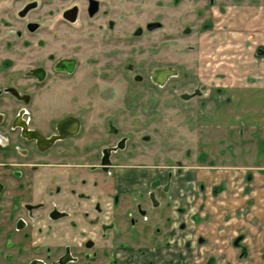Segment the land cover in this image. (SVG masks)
I'll return each instance as SVG.
<instances>
[{
    "label": "flooded vegetation",
    "instance_id": "1",
    "mask_svg": "<svg viewBox=\"0 0 264 264\" xmlns=\"http://www.w3.org/2000/svg\"><path fill=\"white\" fill-rule=\"evenodd\" d=\"M102 2L0 0V148L10 153L3 181L0 175V264H189L185 254L173 255L190 245L173 232V211L183 215L187 189L205 184L187 182L177 199L173 188L184 171L115 172L112 156L128 137L111 144L113 134L96 139L97 128L109 133V126L83 123L78 108L53 115L43 102L72 81L79 44L72 26L96 15ZM146 2L147 18H157L156 1ZM167 80L150 77L156 85ZM14 142L22 147L16 153ZM186 224L180 219L177 229ZM242 237L232 240L240 257L246 255ZM216 263L209 254L190 264Z\"/></svg>",
    "mask_w": 264,
    "mask_h": 264
},
{
    "label": "rangeland",
    "instance_id": "2",
    "mask_svg": "<svg viewBox=\"0 0 264 264\" xmlns=\"http://www.w3.org/2000/svg\"><path fill=\"white\" fill-rule=\"evenodd\" d=\"M103 1L70 33L78 63L66 84L76 97L63 85L43 100L47 110L78 108L83 123L109 126L96 139L113 134L110 144L128 137L112 156L117 173H264V0H154L157 18L146 0ZM161 69L167 82L151 83ZM9 154L0 148L2 181Z\"/></svg>",
    "mask_w": 264,
    "mask_h": 264
},
{
    "label": "crops",
    "instance_id": "3",
    "mask_svg": "<svg viewBox=\"0 0 264 264\" xmlns=\"http://www.w3.org/2000/svg\"><path fill=\"white\" fill-rule=\"evenodd\" d=\"M240 173L230 172L225 177L221 173L211 175L200 170L186 171L185 176L174 184L177 199L180 189L186 190L187 182L201 181L207 186L203 190L187 189L188 196L182 200L186 206L184 214L179 215L176 209L173 211V232L180 236L181 244L190 241L188 248L173 250L175 258L185 254L190 264L194 259L212 254L218 264H264V173L251 172L249 178V172H243L241 177ZM218 183L231 187L214 197L211 186ZM243 208V213H239L238 210ZM180 219L187 220L182 231L177 229ZM238 235L243 236L244 257H240L239 247L232 244ZM200 237L202 242L198 241Z\"/></svg>",
    "mask_w": 264,
    "mask_h": 264
},
{
    "label": "bare ground",
    "instance_id": "4",
    "mask_svg": "<svg viewBox=\"0 0 264 264\" xmlns=\"http://www.w3.org/2000/svg\"><path fill=\"white\" fill-rule=\"evenodd\" d=\"M167 76V73L164 70H155L153 73V79L158 81V82H162L165 77Z\"/></svg>",
    "mask_w": 264,
    "mask_h": 264
},
{
    "label": "water",
    "instance_id": "5",
    "mask_svg": "<svg viewBox=\"0 0 264 264\" xmlns=\"http://www.w3.org/2000/svg\"><path fill=\"white\" fill-rule=\"evenodd\" d=\"M238 240V239H237ZM237 240L235 241V243L237 242Z\"/></svg>",
    "mask_w": 264,
    "mask_h": 264
}]
</instances>
